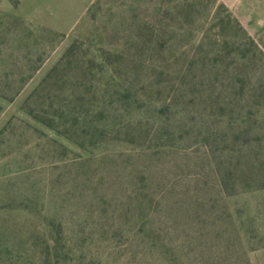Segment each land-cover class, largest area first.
<instances>
[{
    "label": "rangeland",
    "instance_id": "374dc122",
    "mask_svg": "<svg viewBox=\"0 0 264 264\" xmlns=\"http://www.w3.org/2000/svg\"><path fill=\"white\" fill-rule=\"evenodd\" d=\"M183 1L0 0V264H264V0Z\"/></svg>",
    "mask_w": 264,
    "mask_h": 264
},
{
    "label": "trees",
    "instance_id": "16d2710c",
    "mask_svg": "<svg viewBox=\"0 0 264 264\" xmlns=\"http://www.w3.org/2000/svg\"><path fill=\"white\" fill-rule=\"evenodd\" d=\"M196 5H198L195 1H183L182 3H181V11H186V13L187 14H191V12H192V10L194 9V7L196 6ZM159 13H160V10H159ZM193 14V13H192ZM161 16V15H160ZM162 20H164V19H162ZM162 22V21H161ZM162 24L163 23H161V27H162ZM140 30V29H139ZM162 31H164V29H163V27H162V29L159 27V29H156V27H155V25H153V26H151V31H149L150 32V34L151 35H154V34H157V33H159V32H161V34H163L164 32H162ZM156 36H158V34L156 35ZM260 104L258 103V106H259ZM264 105V104H263ZM252 115H250L251 117L254 115V113H251ZM258 138V137H257ZM260 168H262L261 166H260ZM224 215V214H223ZM202 231H203V229H201V232H200V235H198L199 236V238L200 237H203V233H202ZM212 234H213V232H212V230L210 231V235H207V237L209 236V237H211L212 236ZM206 236V235H205Z\"/></svg>",
    "mask_w": 264,
    "mask_h": 264
}]
</instances>
